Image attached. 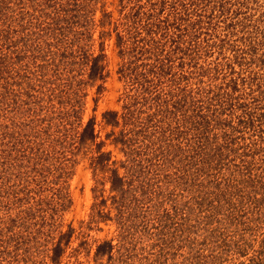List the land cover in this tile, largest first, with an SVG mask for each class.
<instances>
[{
	"label": "rangeland",
	"instance_id": "obj_1",
	"mask_svg": "<svg viewBox=\"0 0 264 264\" xmlns=\"http://www.w3.org/2000/svg\"><path fill=\"white\" fill-rule=\"evenodd\" d=\"M119 1L91 4L84 11L86 25L69 29L61 42H45V36L30 39L20 49L23 59L17 62L14 58L6 73L0 70V84L5 87L0 89L5 93L0 96V264H184L188 256L189 247L183 246L163 251L161 257L163 245H157L153 205L164 198L157 200L153 194V184L161 179L153 177V156L159 162L156 155L161 151L153 155V58L147 56L139 62L138 82L129 69L122 73L123 59L114 33L105 43L104 73L95 81L89 78L86 56L101 51L98 24L103 9L114 10L118 17ZM124 2L131 5L129 0ZM223 3L227 13L214 20L219 22L215 40L220 45L226 38L237 49H246L252 42L257 61L244 64L242 73L264 83V0ZM17 11H11L13 21ZM214 13L220 14L218 10ZM232 47L225 49V55H232ZM217 57L216 48L200 64L214 67ZM250 58L248 55L246 62ZM107 110L120 112L118 126L106 123L103 114ZM92 117L95 142L105 140L102 151H112L109 167L117 161L115 167L125 176L123 199L110 198L116 192L111 190L109 172L94 170L91 157L96 144L80 143L79 134ZM157 120L154 122L159 124ZM113 130L126 134L125 144L115 145L112 138L107 139ZM170 167L169 174L174 170ZM102 181L106 183L102 185ZM95 187L104 188L108 202L103 215L93 221L92 206L100 201L95 198ZM169 206L166 201L160 212ZM176 221L175 227L181 229L182 219ZM250 226L249 231L245 226L230 227L227 235L220 231L208 241L202 234H193L194 251L200 249L208 258L215 256L208 264H252L264 238V217ZM224 236L229 246L222 245ZM105 240H112L114 247L98 255V245ZM59 242L61 248H56Z\"/></svg>",
	"mask_w": 264,
	"mask_h": 264
},
{
	"label": "trees",
	"instance_id": "obj_2",
	"mask_svg": "<svg viewBox=\"0 0 264 264\" xmlns=\"http://www.w3.org/2000/svg\"><path fill=\"white\" fill-rule=\"evenodd\" d=\"M98 1L0 0L1 72H8L14 58L17 62L23 59L25 55L20 49L30 39L38 41L45 36V42L48 39L61 42L75 25H86L84 11ZM129 3L119 1L118 17H114V10L103 9L98 24L101 51L86 56L89 78L95 81L104 73L105 43L114 33L123 59L122 73L129 69L138 82L141 73L138 68L142 66L139 62L153 58V155L161 150L156 155L159 162L155 163L153 156V177H164L153 184L157 200L164 198L153 205L157 210L153 217L157 245L164 246L160 256L170 248L188 246L184 264L212 263L215 256L208 258L200 249L194 251L193 234H202L204 241H208L220 231L227 235L230 227L245 226L249 231L250 224L259 223L264 217V83L257 76L242 73L244 64L251 65L256 60L253 58L256 51L252 42L246 49H237L226 38L220 45L215 40L219 37L216 35L219 22L214 20L227 13L223 0H129ZM12 10H19L14 21ZM217 10L219 15L214 13ZM91 11L95 12L96 6ZM40 31L45 32L42 35ZM232 46V55H225V49L230 51ZM216 48L219 57L215 66L200 64V59ZM248 55L251 60L246 62ZM176 58L180 62L176 63ZM179 67V71H173ZM2 88L5 87L0 84ZM103 116L114 127L120 124L118 110H107ZM167 122L169 126H161ZM173 122L175 126H171ZM95 130L96 121L92 117L79 134L80 143L96 144L91 157L94 170L109 172L111 190L116 192L110 198L123 199L125 176L115 167L117 161L109 167L112 151H102L105 140L95 142ZM125 137L123 131L107 134L115 145L125 144ZM170 166L174 168L171 174ZM103 181L102 185L106 183ZM93 191L97 200L100 197L92 206L94 221L103 215L108 197L104 196V188L95 187ZM166 201L170 206L160 212ZM178 218L183 221L181 229L175 227ZM222 238V245L229 246L227 238ZM58 247L61 248V242ZM113 247L112 240H105L98 245L97 253L104 255ZM252 264H264V238Z\"/></svg>",
	"mask_w": 264,
	"mask_h": 264
}]
</instances>
